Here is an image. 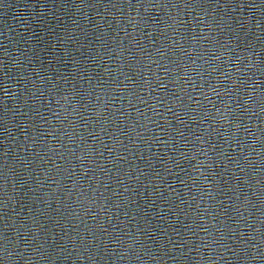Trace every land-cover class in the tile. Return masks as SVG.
I'll return each mask as SVG.
<instances>
[{
  "label": "water",
  "instance_id": "water-1",
  "mask_svg": "<svg viewBox=\"0 0 264 264\" xmlns=\"http://www.w3.org/2000/svg\"><path fill=\"white\" fill-rule=\"evenodd\" d=\"M0 264H264V0H0Z\"/></svg>",
  "mask_w": 264,
  "mask_h": 264
}]
</instances>
